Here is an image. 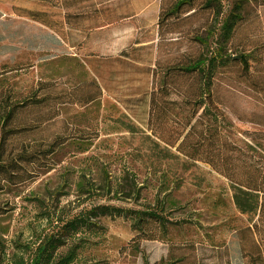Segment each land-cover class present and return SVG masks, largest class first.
Returning <instances> with one entry per match:
<instances>
[{"label": "rangeland", "instance_id": "obj_1", "mask_svg": "<svg viewBox=\"0 0 264 264\" xmlns=\"http://www.w3.org/2000/svg\"><path fill=\"white\" fill-rule=\"evenodd\" d=\"M161 1L0 0V97L10 92L19 99L34 90L66 97L84 81L98 82L84 58L114 56L135 42L155 43ZM220 1L225 13L234 0ZM13 6L61 13L63 23L55 31L17 15ZM242 14L238 36L264 40V7L244 0ZM250 62L252 70L258 68V82L232 80L227 71L218 82L220 128L264 160V54L260 62ZM58 108V117L39 123L34 138L46 141L59 132L81 137L58 147L36 176L0 191V203L10 208L0 215V264H31L41 240L56 234L65 220L102 204L133 213L91 217L93 225L64 238L51 261L42 264H54L71 250L73 258L65 264H167L183 254L188 264L245 262L236 232L250 224L235 208L223 176L200 162L181 171L176 160L136 157L135 148L143 147L115 122L125 109L105 90L88 103L65 102ZM38 112L45 110L27 117ZM158 200L165 201L166 219L147 221L144 230L153 240L144 239L145 233L137 237L136 220L130 217L137 212L145 217ZM241 235L248 241V233Z\"/></svg>", "mask_w": 264, "mask_h": 264}, {"label": "trees", "instance_id": "obj_2", "mask_svg": "<svg viewBox=\"0 0 264 264\" xmlns=\"http://www.w3.org/2000/svg\"><path fill=\"white\" fill-rule=\"evenodd\" d=\"M243 2L234 0L224 13L220 0H162L155 43L135 42L114 56L89 54L84 58L98 82L80 83L66 92L67 98L62 93L40 96L38 90L19 99L10 92L1 96L0 191L5 184L36 176L38 168L50 164L58 147L81 137L59 132L46 141L39 140L34 138L39 123L56 119L59 104L88 103L105 90L125 109L115 122L143 147L135 148L136 157L156 162L176 160L181 171L200 162L228 181L235 208L250 224L236 232L238 253L245 259L243 264H264V160L243 150L222 132L221 102L216 92L225 71L232 74V80L240 77L249 84L258 82V68L252 70L250 61L260 62L264 40L238 36L245 20ZM258 3L264 7V0ZM13 10L55 31L63 23L61 13L14 6ZM34 110L45 112L27 117ZM177 176L175 181L179 180ZM133 191L139 193L137 188ZM164 202L158 200L145 217L141 212L130 217L136 220L133 228L139 230L137 237L148 233L144 227L149 219L161 223L166 219ZM9 210L0 203V215ZM132 213L102 204L65 220L56 234L39 242L31 264L50 262L57 247L65 243L64 238L93 225L91 217H128ZM243 233H248V241ZM146 235L144 239H154L153 234ZM73 255L71 250L54 264L68 263ZM185 259L183 254L167 264H188Z\"/></svg>", "mask_w": 264, "mask_h": 264}]
</instances>
